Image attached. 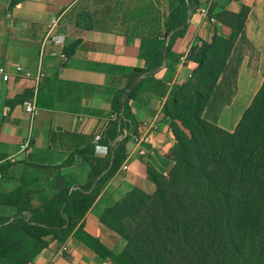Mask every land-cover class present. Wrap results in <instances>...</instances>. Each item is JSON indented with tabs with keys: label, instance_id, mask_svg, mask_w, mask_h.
<instances>
[{
	"label": "crops",
	"instance_id": "obj_1",
	"mask_svg": "<svg viewBox=\"0 0 264 264\" xmlns=\"http://www.w3.org/2000/svg\"><path fill=\"white\" fill-rule=\"evenodd\" d=\"M249 1L199 0L186 31L174 40L170 56L154 72V80L144 76L146 81L137 99L129 102L133 120L107 146L103 141L114 92L124 86L129 70L146 68L140 56L139 36H163L167 3L0 0V66L9 75L7 82L0 75V197L21 188L56 193V173L39 167H58L72 189L87 186L108 172L105 164L112 158L111 149L125 139V159L102 185L77 227L63 242L50 241L33 262L26 264H115L95 253L86 238L98 240L115 255L122 252L125 242L102 225L101 216L134 189L148 195L155 192L148 167L162 175L172 168L169 155L175 138L171 121L163 112L170 90L175 84L185 83L195 69L196 65L186 60L193 45L211 42L214 29L221 35L229 34L215 15L221 10L238 13ZM53 18L60 19L57 30L64 32L67 48L73 52L65 63L49 55L53 47L46 40L45 29ZM15 64L31 77L20 78ZM39 73L44 74L41 79L37 78ZM27 104L36 108V114L24 110ZM150 129L153 133L149 142L139 146L136 141ZM97 134L107 147L104 154L95 152L93 138ZM26 140L31 141L30 152L20 150ZM139 149L144 155L138 154ZM124 162L127 170L121 168ZM15 214L16 208L0 201V218ZM63 243L67 252L56 256Z\"/></svg>",
	"mask_w": 264,
	"mask_h": 264
},
{
	"label": "trees",
	"instance_id": "obj_2",
	"mask_svg": "<svg viewBox=\"0 0 264 264\" xmlns=\"http://www.w3.org/2000/svg\"><path fill=\"white\" fill-rule=\"evenodd\" d=\"M155 1L167 3L164 34L139 36L146 68L129 70L124 86L114 92L103 141L107 146L133 120L129 102L137 99L144 76L154 80V72L170 56L171 45L184 34L199 5V0ZM248 15L246 5L238 13L221 10L215 18L229 34L214 29L211 42L191 47L186 60L196 67L185 83L173 85L163 106L175 138L169 155L173 166L166 175L148 167L155 192L134 189L104 211L100 222L125 247L115 255L87 237L95 253L115 264H264V82L232 131L217 123L236 91L243 61L237 48L241 41L249 43ZM114 113L119 114L115 121L110 119ZM124 143L125 139L109 147L108 172L87 186L72 189L58 167H39L56 173V193L21 188L1 196L16 214L0 218V224L21 220L7 225L8 233L0 230V264L33 262L50 241L63 242L119 169L125 159ZM35 193L46 197L29 207L27 197Z\"/></svg>",
	"mask_w": 264,
	"mask_h": 264
},
{
	"label": "rangeland",
	"instance_id": "obj_3",
	"mask_svg": "<svg viewBox=\"0 0 264 264\" xmlns=\"http://www.w3.org/2000/svg\"><path fill=\"white\" fill-rule=\"evenodd\" d=\"M248 8L246 33L249 43L241 41L237 48L243 54V61L238 70L236 91L231 103L223 108L217 120L218 125L227 131L236 127L242 113L264 82V0H250ZM44 197L40 193L29 194L26 203L29 207H36L44 201ZM20 220L16 218L0 224L1 232L8 233L5 227L17 224Z\"/></svg>",
	"mask_w": 264,
	"mask_h": 264
},
{
	"label": "built area",
	"instance_id": "obj_4",
	"mask_svg": "<svg viewBox=\"0 0 264 264\" xmlns=\"http://www.w3.org/2000/svg\"><path fill=\"white\" fill-rule=\"evenodd\" d=\"M210 22L214 23L215 20L210 19ZM59 23H60V19H58V18H53L49 22V24L46 26V29H45L46 30V40L53 47V50L50 51L49 55L53 58L59 59L62 63H65L68 61V59L70 58V56L72 55L73 52L67 48L66 37H65L64 32L57 30L59 28ZM14 68H15L16 74H18L20 78H30L31 77V74L28 71L24 70L20 65L15 64ZM0 75L2 77V81L7 82L9 80V75L6 73L3 66H0ZM43 76H44L43 73H39L37 75V78L41 79ZM24 110L30 114H36V112H37L36 108L31 104L25 105ZM118 116H119V114H117V113L111 114L110 119L115 121L118 118ZM151 133H153V129H150V132L147 135L140 137L136 141V143L139 146H141L144 143L147 144L150 140ZM101 138H102L101 134H97L94 136V138H93V141L95 143L94 149H95L96 153L104 154L107 151V147L100 143ZM20 150L24 151V152H30L31 141L26 140V141L22 142L20 144ZM138 154L140 156L144 155L143 150L139 149ZM121 168L123 170H127L128 169L127 162H124L122 164ZM65 252H67V245L65 243H63L60 246V248L57 250L56 256H61ZM48 264H54V261H51ZM104 264H106V263H104Z\"/></svg>",
	"mask_w": 264,
	"mask_h": 264
}]
</instances>
